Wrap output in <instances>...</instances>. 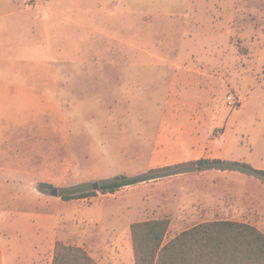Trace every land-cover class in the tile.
I'll return each mask as SVG.
<instances>
[{
    "label": "rangeland",
    "instance_id": "374dc122",
    "mask_svg": "<svg viewBox=\"0 0 264 264\" xmlns=\"http://www.w3.org/2000/svg\"><path fill=\"white\" fill-rule=\"evenodd\" d=\"M204 157L264 169V0H0V264L57 241L120 264L154 218L264 232V182L235 171L51 194Z\"/></svg>",
    "mask_w": 264,
    "mask_h": 264
},
{
    "label": "trees",
    "instance_id": "16d2710c",
    "mask_svg": "<svg viewBox=\"0 0 264 264\" xmlns=\"http://www.w3.org/2000/svg\"><path fill=\"white\" fill-rule=\"evenodd\" d=\"M191 166V167H189ZM205 170L235 171L264 182V169L250 163L222 158H200L152 168L130 176L119 174L103 180L99 189L61 192L64 200L115 193L123 187L162 177ZM169 219L135 222L131 234L136 264H264V232L244 221L217 219L200 222L166 240ZM52 264H99L83 247L57 241Z\"/></svg>",
    "mask_w": 264,
    "mask_h": 264
},
{
    "label": "crops",
    "instance_id": "0c3cea01",
    "mask_svg": "<svg viewBox=\"0 0 264 264\" xmlns=\"http://www.w3.org/2000/svg\"><path fill=\"white\" fill-rule=\"evenodd\" d=\"M65 2H66V0H65ZM55 8V7H54ZM28 10V9H27ZM50 11H54V10H51L50 9ZM181 162H184V161H181ZM177 163H180V162H177ZM174 164H176V163H174ZM169 165H172V164H169ZM165 166H167V165H165ZM163 167V166H162ZM156 168H158V167H156ZM205 171H207V170H205ZM180 174H184V173H180ZM180 174H177V175H180ZM172 176H176V175H172ZM172 176H167V177H172ZM163 178V177H162ZM159 179V178H158ZM152 180H154V179H152ZM146 182V181H145ZM142 183V182H141ZM83 199H85V198H83ZM154 219H160V218H154ZM215 220H217V219H215ZM206 221H208V220H206ZM169 231V230H168ZM183 231V230H182ZM180 233V232H179ZM177 235V234H176ZM173 238V237H172ZM169 239H171V238H168V234H167V237H166V240H169ZM128 242H129V247H128V251L126 252V254H125V257L124 258H122L121 259V263L120 264H136V262H135V255H134V248H133V241H132V234H131V230H130V228H129V238H128ZM54 253V252H53ZM52 260H53V257H52ZM52 260H51V263L50 264H52Z\"/></svg>",
    "mask_w": 264,
    "mask_h": 264
},
{
    "label": "water",
    "instance_id": "95a60500",
    "mask_svg": "<svg viewBox=\"0 0 264 264\" xmlns=\"http://www.w3.org/2000/svg\"><path fill=\"white\" fill-rule=\"evenodd\" d=\"M100 187V183H95L94 188L97 190ZM51 194L54 196H58L59 195V189L58 188H53L51 191Z\"/></svg>",
    "mask_w": 264,
    "mask_h": 264
},
{
    "label": "built area",
    "instance_id": "2783aa9c",
    "mask_svg": "<svg viewBox=\"0 0 264 264\" xmlns=\"http://www.w3.org/2000/svg\"><path fill=\"white\" fill-rule=\"evenodd\" d=\"M227 102H228V104H230V105H235V104H237V101L233 98L232 95H229V96L227 97Z\"/></svg>",
    "mask_w": 264,
    "mask_h": 264
}]
</instances>
